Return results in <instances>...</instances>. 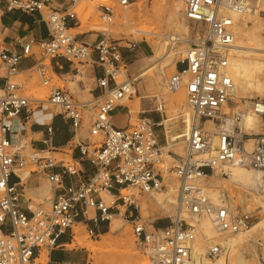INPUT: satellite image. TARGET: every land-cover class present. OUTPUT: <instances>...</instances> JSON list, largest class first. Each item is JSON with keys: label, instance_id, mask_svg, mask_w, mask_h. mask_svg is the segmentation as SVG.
Returning a JSON list of instances; mask_svg holds the SVG:
<instances>
[{"label": "built area", "instance_id": "2783aa9c", "mask_svg": "<svg viewBox=\"0 0 264 264\" xmlns=\"http://www.w3.org/2000/svg\"><path fill=\"white\" fill-rule=\"evenodd\" d=\"M135 1L100 2L99 19L110 25L116 9ZM180 1L193 35L190 39L175 33L167 35L169 48L184 40L188 46L184 56L175 61V72L167 78L165 86L170 92L180 85L184 87L192 121L184 131L180 126L164 133L161 143L155 128H165L161 123L165 114L163 102L156 97L144 111L157 113L156 120L142 117L136 124L127 122L125 126L112 122L111 112L117 107H123L128 114L122 100L132 94L133 79L116 81L118 66L114 63L121 57L120 51L106 33L88 42L68 32L69 23H78L72 10L76 0H0V6L4 5L6 10L38 13L43 21L47 36L35 42L40 57L34 65L43 84L51 81L43 62L45 58L64 57L70 62L89 59L101 70L94 77L97 94L91 101L79 102L57 86L50 88L45 99L30 98L19 93L20 85L11 82L9 76L15 73L21 58L34 53L31 43L25 41L20 44V52H11L2 45L0 37V68L6 75L0 88V264H32L37 249L56 247L59 237L71 233L76 222L84 221L88 233L96 234L102 223L109 222L112 211L131 219L138 246L147 254L149 264H190L196 228L186 217H207L219 232L236 233L248 228L247 213L212 203L198 181L215 171L223 173L224 168L231 166L256 169L264 176V133L247 132L243 127L247 112L264 117V99H253L245 109L228 108L235 89L227 72L228 48L236 29L235 21L224 12L237 15L255 12L264 0ZM46 9L48 13L44 14ZM90 103L94 108L89 133L100 138L99 144L77 139L74 145L80 158L93 165L90 175L82 177L84 172L79 167L56 159L52 153L60 150L51 145L46 149L31 147L27 154L20 145L12 146L9 133L14 119L22 116L29 120L34 112L45 113L50 118L57 114L70 121L76 136L83 123L84 107ZM51 130L48 126L47 131L51 133ZM252 137L254 142L248 147ZM47 142L48 139L43 141ZM177 143L183 144L184 154L169 151L174 161L163 167V147ZM28 164L33 166L30 172L43 174L53 190L46 210L23 206L19 174ZM78 175L81 179L76 184L63 182V176ZM169 176L178 181L175 212L168 215L166 225H152V230H147L137 213L138 203L128 194H121V190L152 194L168 187ZM102 193L112 194L115 199L107 204ZM118 205H128L136 214L127 209L121 212ZM91 210L93 216L89 215ZM222 251V246L213 244L205 256L214 259Z\"/></svg>", "mask_w": 264, "mask_h": 264}, {"label": "rangeland", "instance_id": "374dc122", "mask_svg": "<svg viewBox=\"0 0 264 264\" xmlns=\"http://www.w3.org/2000/svg\"><path fill=\"white\" fill-rule=\"evenodd\" d=\"M172 1L173 0H137L133 4L125 8L116 9L113 23L110 25H107L105 22L99 19L98 4L100 2H109V0H76L74 6L72 7V10H74L77 14L78 23L72 25V27L74 26L77 28L68 29V32L70 34L76 35L77 38L82 39L84 41H88V42H90V40H87L88 38L90 39L95 38L94 39L95 41L98 38V36L106 33L108 37L117 45V49H119L120 51V56L123 54H132V57L130 60H125L121 56L119 57V60L114 63L115 66H118L116 75H115L116 81L118 80L122 81L124 78H126V77L122 78V76L118 74V71H119L118 69H125L127 73V77H130L133 79V86L136 90L135 96L138 97L137 112L127 114L125 118L126 120L123 126H125L127 122H129L130 125H134L138 122L139 118L146 117V116L150 117V119L152 118L151 120H156L159 117L157 113L144 112L146 111V109L151 107L154 97H156L158 100H161L163 102V105H164L163 111L165 114V116L163 117V123H162L165 128L163 127L155 128L156 133L161 143L164 137V133L169 132V130H173L176 127H180V126H183V131L188 129L191 116H192V110L188 106V104H187V107L190 109V113L186 115V117L181 115L179 110H177V112L174 111V105H169L167 98L168 96L174 94L176 90L170 92L166 89L165 84H164V81L166 82L167 78L175 72V69L173 67L174 66L173 62L175 63V61H177L178 59H181L184 56L185 49L188 46V43L184 40L183 42H180L176 44L175 46H173L172 49L168 48L169 46L167 42V35L171 33L180 34L182 35V37H185V39L187 38L190 39L193 35V32L192 34L190 33L192 30V26L185 19L184 20L186 21V24L189 26L188 27L189 32L187 34H184L178 31L176 28H174V26H172V22L170 19V8H171L170 5ZM260 9L263 10V15H260L257 18L255 15H253V12L249 13L253 17H248L246 14L238 15V17L240 19L241 24H243L249 31V35H250L249 42L251 43V46L262 49V50H258L257 52L261 53V57L264 61V4H262L259 7V10H257L256 12L257 13L261 12ZM124 11H127L129 13V21H126V23L122 20L120 16V14ZM46 13H48V9L44 11V14ZM81 14L83 15V17L81 16ZM81 21L83 23H81ZM237 23H239V20H237ZM116 29L118 30L116 31ZM252 32L255 35H253ZM254 38L256 39V41ZM156 41H160L162 45L164 44V46H162V49H163L162 53L167 52L169 49L172 52V55L168 61H163L159 59L155 63V64L158 63V65L153 70L147 72L144 76H139L138 72L150 66L151 64V61L148 60V58L153 57L152 47ZM132 43H135V44L136 43H139V44L148 43L150 49L146 52L145 55L136 54L134 51L129 50ZM143 50L146 51L144 47H143ZM37 54L40 57V54L38 53V51H37ZM43 62L46 64V69H47L49 76H51V81L48 84H43L42 78L40 77V75L35 69H32L25 76H22V75L10 76L9 80L11 82L22 85V88L19 91L20 94L25 95L30 98L33 97V98L45 99L50 88L57 86L60 88L68 89L70 93L74 96V99L79 102H88L92 100L90 96L78 97L76 95V91L78 90V85H77L78 83L77 81H75V79L77 80L80 77H82L83 78L82 80L85 81L86 87L87 88L90 87L91 80H89L88 75H86L88 72L87 69L91 67V61L89 59L87 61H82V62H77L76 60H74V65L78 68L79 73L74 75V78L72 80L73 82H65L64 80L59 79L55 74H53L50 69V63H49L48 58H45ZM171 65L173 66L171 67ZM149 74L158 75V78H159L158 87H154V85H151L148 83L149 76H150ZM0 75L1 76L5 75L4 69H0ZM258 75H259V78L262 81H264V70L261 73L259 72ZM182 90L185 94V89L183 86H182ZM1 95H2V92H0V96ZM135 96H134V93L132 92L130 96L125 97L127 99L122 100V104H124L125 106H128V104L134 103L136 101ZM185 98H186V95H185ZM253 99H264V93H258L254 90L244 93L243 100L244 101L247 100V102L246 101L242 102L240 98L234 99V95H233L232 101L228 105L229 106L228 108L229 110L235 109V108L245 109L250 104V101H252ZM93 108L94 107L92 103H90L89 106L84 107V118H83L82 126L79 128L75 138H73L67 145L60 147L59 148L60 151H56L52 153V155L56 159H63L66 163L74 164L78 167V164L71 157L72 147L75 145L76 140L81 139L85 141L86 139H88L90 142L94 143L95 145L99 144L98 141L100 140V138L93 137L89 133L90 123L93 118V112H92ZM167 111L169 115L167 114ZM119 113H120L119 110H117V112L114 113L115 118H119ZM247 113H251V112H247ZM180 115L184 118V120ZM256 117L258 119L257 124H256L257 126H255L252 129H248V130L251 133H262L264 132V117H259V116H256ZM177 120L179 121V124ZM185 125H187V127H185ZM243 127L245 128L244 122H243ZM15 145H20L21 147H23L21 150L24 154H27L32 150L29 144V137L27 138L20 137L19 141L16 144H12L13 147ZM165 151L172 157H166L164 154H162L161 155L162 166L169 167L172 161H174L173 159L174 155L171 154L169 151H173L174 153L183 155L184 147L182 143H177L175 144V146L173 145V147H167V148L164 147L163 152ZM32 169H33V166L28 164L27 167L23 171H20V173L21 175H23V173L24 175H26L27 172H29L31 173L30 175L38 177L39 182L33 188L38 187V186H43L44 183L50 186V183L40 173L30 172ZM219 174H220L219 171H215L211 175L218 176ZM170 181L176 182V184L178 185V181L174 179L173 177L169 176V182ZM26 182H24V186ZM198 182L200 183L201 186H203V188H205L204 190L208 194L209 200L212 203L225 204L226 206H228L230 209H232L234 212H237V213H247L250 216V224L248 228H250L254 223L260 221L262 218H264L263 205L262 206L255 205L253 202L250 201L252 195H256L258 192L260 194V195L257 194L258 197H260V199L259 198L258 199L261 200V202H264V193L259 192L257 189L256 191H251L250 189H247L245 187L229 184L227 181L223 180V182L220 181L219 183L220 185H217L215 187L216 192H217V198H212L210 196L209 189L212 188L213 186L210 185L208 178L203 177ZM222 183H224L227 187ZM157 192L161 193L162 196L168 193L169 194L168 197L171 198L168 201L170 203L164 202L161 205L154 204V203L152 204L149 201L152 199V196H153L151 194L139 193L137 191L131 192V190L129 191V189L121 190V194H128L129 196H131V199H135V201L138 203L137 213L140 216L147 230H152L153 228L152 225L159 226V227L166 225L169 220L168 215H172L175 212L176 192L172 193L169 190V187H167L164 190L157 191ZM25 193L27 194V196H30L28 195L27 192ZM49 197L50 196H48V198ZM109 199H110L109 201H112L113 199H115V196H111L109 197ZM141 199L149 203L146 211L141 210V208L139 207L141 206L139 203ZM37 200L38 198L30 196L29 200L24 199L23 201H24V204L27 203L28 201L32 202L33 210H35L36 208H42L46 210L48 208V206H46L43 201H40V200L37 201ZM116 204H119V201H116ZM118 208L120 209L121 212H124L125 209H127L128 211L132 210V212L136 214V211L128 207V205L126 207H121L120 205H118ZM112 214L118 220L121 230L128 229L126 231L127 233L131 234V235L128 234L129 236H132L134 250L138 253L139 258L146 260V263L148 264L147 254H145L142 250H140L138 246L137 238L133 233V230H132L133 222H131V219L123 217L121 214H118L117 211H112ZM89 215L93 216V210L89 212ZM194 226L196 228V233H195V236H196V234L200 233V229L198 228L197 223H195ZM87 227L88 226L86 225L84 221L74 223L71 227V233L68 232V234H66L68 238L67 241L70 240L71 234L74 231V229L78 228L82 235L87 234L88 240L91 243L97 245L99 241L100 242L102 241L101 234L108 232L109 222L102 223L96 234H89L87 231ZM245 230H241V231L245 232ZM228 236L229 237L233 236L234 238H237L239 235L234 234V233L219 232L217 235V239H218L217 241L222 240L224 237H228ZM61 239L63 238L61 237ZM106 240L112 241L110 247H113V245L116 246L117 244L115 241L118 240V232L109 233L107 235ZM213 244H218V242H209L208 246L206 247V250ZM63 247L64 249H67L65 246ZM224 249L225 248H223V251ZM47 250H48L47 248L41 247L40 252L46 251L47 253ZM231 251L235 253L237 257L242 258L243 260H246L248 262H251L252 264H257V262L259 264H263L264 263V226H260V227L258 226L257 228L253 229L249 233V235L246 236L244 241L242 243L234 245ZM66 252L69 253V256H66L65 253L64 254L55 253L53 255V258H58L60 256H63L64 258L69 257L71 261L77 260L81 262L80 264H95L94 258L92 257V253L87 252L84 248H80V247L73 248L72 250H66ZM218 257L214 259H207V260L211 262H215L218 259ZM32 264H37L35 259Z\"/></svg>", "mask_w": 264, "mask_h": 264}, {"label": "bare ground", "instance_id": "6f19581e", "mask_svg": "<svg viewBox=\"0 0 264 264\" xmlns=\"http://www.w3.org/2000/svg\"><path fill=\"white\" fill-rule=\"evenodd\" d=\"M170 7H171L170 8V19L172 22V26H174V28H176L178 31L184 34H187L189 32V29H188L189 26L186 24V21L184 20L185 19L184 16L182 17L183 13H182L181 1L173 0L171 2ZM225 11H226L225 14L229 15L235 21V29H236L235 38L232 44L230 45V47L228 48L227 72L235 85V89L233 93L234 99L240 98L242 102H245V101L247 102V100L245 101L243 100L244 93L251 91V90H254L258 93H264V81H262L258 75L259 72L261 73L264 70V61L261 57V53L257 52L258 50H262V49L251 46V43L249 42V39H250L249 31L243 24H241L238 15L231 11L224 10V12ZM260 11L261 12L259 13H257L256 11L253 12V15H255L256 18L259 17L260 15H263V10L260 9ZM246 15L248 17H253L249 13ZM81 16L83 17L82 14ZM120 16L125 23L126 21H129V13L127 11L122 12ZM237 20H239V23H237ZM81 23L83 22L81 21ZM76 28L77 27H70V29H76ZM117 30L118 29H116V31ZM253 35L255 34L253 33ZM162 46H164V44L162 45L160 41H156L153 44V47H152L153 57L148 58V60L151 61V64L150 66L138 72L139 76H144L147 72L153 70L158 65V63L157 64L155 63L159 59L163 61L169 60V58L172 55V52L168 49V51L166 50L167 52L162 53V50H163ZM173 65H171V67L173 66L175 69L174 62H173ZM118 70H119L118 74L122 76V78L127 77V73L125 69H118ZM158 80H159L158 75H150L148 83L151 85H154V87H158ZM118 82H120V80H118ZM164 84H165V81H164ZM133 93L135 96V93H136L135 88L133 90ZM125 99L127 98H124V100ZM135 99L136 101L134 103L128 104L127 106L129 109L128 114L137 112L138 97H136ZM167 100H168L169 105H174V111L177 112V110H179L181 115L186 117V115L190 113V109L187 107L185 94L182 90V85H180V87L176 89V92H174V94L168 96ZM167 114H168V111H167ZM191 121H192V116H191V120H190L188 128L191 125ZM257 121L258 119L256 115L252 113H246L244 116V126L247 129L245 128L244 129L247 130V132H250L248 129H252L255 126H257L256 125ZM177 122L179 124L178 120ZM161 123H163V119ZM185 127H187V125H185ZM254 139H255L254 137L250 138V140L248 141V147H251V144L254 142ZM12 144H16V142L15 143L12 142ZM163 150H164V147H163ZM162 154H164L166 157H172L171 155L166 153V151L165 152L162 151ZM224 169L225 171L222 174L220 173L218 176H212V175L204 176L208 178L210 185L213 186L212 188L209 189L210 196L212 198H217V192H216L215 187L217 185H220L219 184L220 181L223 182V180L227 181L229 184L239 185L247 189H250L251 191H256L257 189L259 192L264 193V176L261 173V171H258L256 169H251L248 167H240V166H231L229 168H224ZM28 174H31V173L27 172L26 175H24V173L23 175H21V173L19 174L21 177V183L24 182L23 180H26ZM168 187H169V190L172 193H174L176 192L177 184L176 182L170 181L168 184ZM24 194L27 196L26 193ZM52 194H53V190L51 188V196L46 201H44V204L46 206H49L51 198H52ZM257 194L260 195L258 192ZM151 195L153 196H152V199L149 201L152 204L154 203V204L161 205L162 203L168 202L171 199L168 197L169 195L168 193L162 196V194L159 192H153ZM256 195H252L250 201L253 202L255 205H259V206L263 205L264 207V202H261V200H259L260 197ZM101 196L107 204H110L111 201H109L110 200L109 197H111L112 194L102 193ZM139 203L141 205L139 206L141 210L146 211L149 203L143 199H141ZM28 206H29V209L33 210L32 205H28ZM186 219L188 221L194 222V224L197 223V226L200 229V233L196 234V236L194 235L195 238L192 241L190 264H252L251 262H248L246 260H243L242 258L237 257L235 253H233L231 250L233 249L234 245L242 243L244 239L246 238V236H248L249 233L253 229L257 228L258 226L259 227L264 226V218L254 223L250 228L246 229L245 232L241 231L242 233L241 232L234 233V234L239 235L237 238H234L233 236L232 237L228 236V237H224L222 240H219V241H217L218 240L217 235L219 231L214 225V223L210 221L207 217L199 218L195 216L192 219L190 217H186ZM126 230L120 229V224L118 223V220L112 214L109 220L108 232L101 234L102 241L101 242L99 241L97 245L91 243L88 240L87 234L82 235L80 230L78 228H75L71 234V238L69 242L65 243L64 246L67 249H73V248H78V247L84 248L87 252L92 253V257L94 258L95 264H147L146 260L140 259L138 256V253L134 250L132 236H129L131 234L127 233ZM117 232H118V240L115 241L117 245L116 246L113 245V247H110L112 241L106 240L107 235L109 233H117ZM209 242H218L220 246H223V248H225L224 251H222V253L219 255L218 259L215 262L208 261L207 260L208 258L205 256L206 247L208 246ZM57 246H60V245H57ZM47 259L48 258H47L46 251H41L39 253V256L35 260L37 264H46ZM63 264H68V263H63ZM257 264L259 263L257 262Z\"/></svg>", "mask_w": 264, "mask_h": 264}, {"label": "crops", "instance_id": "0c3cea01", "mask_svg": "<svg viewBox=\"0 0 264 264\" xmlns=\"http://www.w3.org/2000/svg\"><path fill=\"white\" fill-rule=\"evenodd\" d=\"M72 27V23L68 24ZM74 27V26H73ZM47 36L46 27L43 21L40 19L38 13H24L17 10H6L4 5L0 6V37L2 40V45L11 52H20L22 44L25 41H29L31 43L32 49L34 53L28 57H23L20 59L16 71L13 75H27L32 69H34V65L39 58L37 54V46L36 41L39 39H44ZM95 38L90 40V42L94 41ZM143 47L146 51L143 50ZM150 49L148 43L139 44L136 43L130 47V51H134L136 54L145 55L146 52ZM94 56V54H92ZM123 59L130 60L132 54H123L121 55ZM50 69L53 74H55L59 79L64 80L65 82H73L74 75L79 73L78 68L74 65V61L70 62L64 57H53L49 60ZM3 69V68H0ZM90 82V87L87 88L85 81L80 77L79 79H75L77 81L78 90L76 91V95L78 97H88L90 96L92 99L97 94V89L94 85V77L101 73V70L98 66L91 62V67L87 69ZM5 76L0 75V88L4 85ZM10 78V76H9ZM20 88H22V85ZM65 89V88H64ZM70 92L68 89H66ZM72 95V94H71ZM73 96V95H72ZM74 97V96H73ZM119 110V118H115V112ZM127 113L125 112L123 107H117L111 112V120L116 126H123L125 123V118ZM147 117V116H146ZM150 118V117H147ZM152 119V118H151ZM155 119V118H153ZM51 127V133L47 131V127ZM78 132V131H77ZM10 140L13 143H17L20 137H29V144L31 147L37 149H46L50 145L54 148H60L62 146L67 145L73 138H75L73 128L71 123L67 119H63L60 115H53L51 118L42 112H34L29 120H24L22 116L18 117V119H14L11 123V131L9 133ZM45 139H48L47 144L43 143ZM72 159L77 162L78 167L84 172L82 177L90 175L94 171V167L91 163H89L84 158H80L79 150L73 146L72 147ZM41 174V173H40ZM44 176L43 174H41ZM45 177V176H44ZM28 179V180H27ZM81 179V176H63L64 183H72L76 184L78 180ZM27 180V182H26ZM26 182L24 186V182H20L19 189L23 191V200H29L30 196L38 198L40 201H46L48 196H51V185L48 186L44 183L43 186H38L33 188L38 182L39 179L37 176H32L28 174ZM27 192L26 196L24 193ZM41 198V199H39ZM22 200V201H23ZM37 200V201H38ZM28 205H32V202L28 201ZM23 201V206L25 205ZM25 207V206H24ZM27 212L29 210L26 209ZM61 237L63 239H61ZM67 235H61L58 239L57 244L60 246H56L52 249L47 250V262L46 264H57V263H68V264H80L81 262L75 260L71 261L69 257L64 258L60 256L58 258H53L55 253L66 254L69 256V253L66 250L72 249H64V244L68 243ZM63 247V248H62ZM40 249H37L34 259L39 256Z\"/></svg>", "mask_w": 264, "mask_h": 264}]
</instances>
